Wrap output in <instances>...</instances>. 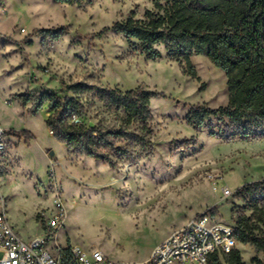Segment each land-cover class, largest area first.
Here are the masks:
<instances>
[{"label": "rangeland", "instance_id": "374dc122", "mask_svg": "<svg viewBox=\"0 0 264 264\" xmlns=\"http://www.w3.org/2000/svg\"><path fill=\"white\" fill-rule=\"evenodd\" d=\"M151 8V0H95L82 7L54 0H0V124L4 131L34 135L27 145L2 137L0 211L24 242L45 233L46 220L60 202L64 214L56 240L61 247L99 249L110 261L146 264L154 246L201 212L215 208L216 219L230 226L241 215H251L236 189L264 179V134L224 140L213 134L238 127L212 118L207 129L195 132L185 122L192 106L227 104L224 72L206 56H192L197 81L164 52L147 60L120 34L98 35ZM60 28L65 34L57 41L36 33ZM77 81L158 93L150 99L149 146L136 147L130 160L110 169L70 154L49 135L47 105L32 116L27 114L32 102L22 107L18 98L57 92L61 82ZM89 115L97 116L90 123L101 119L109 128L121 118L100 104ZM223 187L233 194L222 199ZM236 249L242 264H264V252L252 245L237 243Z\"/></svg>", "mask_w": 264, "mask_h": 264}, {"label": "trees", "instance_id": "16d2710c", "mask_svg": "<svg viewBox=\"0 0 264 264\" xmlns=\"http://www.w3.org/2000/svg\"><path fill=\"white\" fill-rule=\"evenodd\" d=\"M58 4L82 7L95 0H54ZM152 8L141 18L134 14L114 22L106 31L120 34L127 44L147 60L166 58L183 64V71L198 81L191 63L192 56H206L224 72L227 104L211 109L192 106L185 122L195 132L208 128L212 118L226 120L229 128L213 134L224 140L255 139L264 134V0H151ZM64 28L41 29L36 33L51 41L59 40ZM82 38L75 40L79 43ZM158 93L141 87L120 91L102 88L86 82L60 83L57 92L46 91L33 96H18L21 106L32 102L27 114L35 116L47 105L45 125L56 141L70 154L88 157L115 169L128 161L133 150L146 148L152 134L150 99ZM96 104L106 112L121 114L115 127H106L99 119L90 123L89 113ZM135 126V129H131ZM3 136L23 140L34 139L28 130H8ZM1 175V171H0ZM250 216L241 215L234 221L233 237L239 244H250L264 252V179L244 184L236 189ZM213 214L215 208L210 210ZM262 226L261 228L259 226ZM210 264H242L239 251L213 256Z\"/></svg>", "mask_w": 264, "mask_h": 264}, {"label": "built area", "instance_id": "2783aa9c", "mask_svg": "<svg viewBox=\"0 0 264 264\" xmlns=\"http://www.w3.org/2000/svg\"><path fill=\"white\" fill-rule=\"evenodd\" d=\"M3 132L0 127V158L5 151ZM232 194L227 187L221 189L222 199ZM53 208L45 233L29 242L16 234L5 211H0V264H130L110 261L99 249L61 247L56 232L62 226L63 207L55 202ZM233 233L234 225L219 222L210 210L201 212L154 246L146 264H210L213 256L227 255L236 248Z\"/></svg>", "mask_w": 264, "mask_h": 264}, {"label": "water", "instance_id": "95a60500", "mask_svg": "<svg viewBox=\"0 0 264 264\" xmlns=\"http://www.w3.org/2000/svg\"><path fill=\"white\" fill-rule=\"evenodd\" d=\"M49 155L53 156V151L52 150L49 151Z\"/></svg>", "mask_w": 264, "mask_h": 264}, {"label": "bare ground", "instance_id": "6f19581e", "mask_svg": "<svg viewBox=\"0 0 264 264\" xmlns=\"http://www.w3.org/2000/svg\"><path fill=\"white\" fill-rule=\"evenodd\" d=\"M0 127L3 129V127L1 126V124H0ZM48 132L50 133V131H48ZM49 135H50V137L52 136L51 133Z\"/></svg>", "mask_w": 264, "mask_h": 264}]
</instances>
